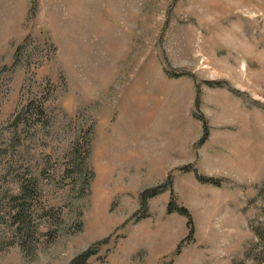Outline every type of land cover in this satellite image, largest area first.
<instances>
[{"label":"rangeland","instance_id":"1","mask_svg":"<svg viewBox=\"0 0 264 264\" xmlns=\"http://www.w3.org/2000/svg\"><path fill=\"white\" fill-rule=\"evenodd\" d=\"M0 264H264V0H0Z\"/></svg>","mask_w":264,"mask_h":264},{"label":"trees","instance_id":"2","mask_svg":"<svg viewBox=\"0 0 264 264\" xmlns=\"http://www.w3.org/2000/svg\"><path fill=\"white\" fill-rule=\"evenodd\" d=\"M42 112V108H40L39 106L37 107V113H41ZM17 117V116H16ZM16 117H15V120H16ZM24 186L23 187H21V189H20V191L21 192H24ZM13 199V201H15V200H17V199H15L14 197L12 198ZM18 201H19V199H18ZM15 206H14V210L12 211L13 213H18V212H20V210L18 211V210H15ZM177 211L179 212V213H183V214H186L187 215V211H186V209H184V208H177ZM86 255L87 254H84V256H83V258H85L86 257Z\"/></svg>","mask_w":264,"mask_h":264}]
</instances>
